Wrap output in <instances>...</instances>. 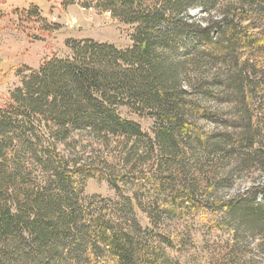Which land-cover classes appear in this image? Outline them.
<instances>
[{"label": "trees", "instance_id": "obj_1", "mask_svg": "<svg viewBox=\"0 0 264 264\" xmlns=\"http://www.w3.org/2000/svg\"><path fill=\"white\" fill-rule=\"evenodd\" d=\"M96 8L134 26L131 46L67 39L0 107V264H186L185 238L159 226L194 216L228 235L212 264L264 261V0ZM255 165L261 198L228 193ZM87 179L130 195L85 197Z\"/></svg>", "mask_w": 264, "mask_h": 264}, {"label": "rangeland", "instance_id": "obj_2", "mask_svg": "<svg viewBox=\"0 0 264 264\" xmlns=\"http://www.w3.org/2000/svg\"><path fill=\"white\" fill-rule=\"evenodd\" d=\"M98 0H0V107L9 103L11 93L21 86V81L30 71L37 70L49 58H64L70 51L65 46L67 39L90 38L106 42L119 49L131 46L134 26L111 17L108 12L96 8ZM36 8L37 16L27 15V10ZM196 18L204 15L199 9L190 12ZM77 20L70 29L67 23ZM122 117L140 124L142 130L153 137L154 120L142 117L126 107H120ZM113 161L114 157H104ZM255 166H243L234 176L229 192L231 195L257 193L262 175ZM85 197L117 202L121 195L129 196L127 187L119 193L105 180L87 179L83 188ZM134 217L141 228L150 226L147 215L134 209ZM160 230L166 234L180 233L185 238L181 256L186 264H212L211 251L227 238L212 223L210 216H194L171 219L163 222ZM257 264V263H256ZM264 264V261L259 262Z\"/></svg>", "mask_w": 264, "mask_h": 264}, {"label": "built area", "instance_id": "obj_3", "mask_svg": "<svg viewBox=\"0 0 264 264\" xmlns=\"http://www.w3.org/2000/svg\"><path fill=\"white\" fill-rule=\"evenodd\" d=\"M76 22H77V20H71V22H69V23H67V25H68V27L70 28V29H72L73 28V26H74V24H76Z\"/></svg>", "mask_w": 264, "mask_h": 264}]
</instances>
